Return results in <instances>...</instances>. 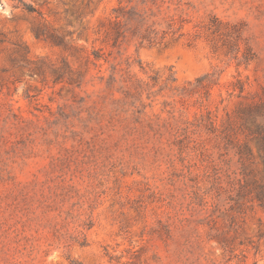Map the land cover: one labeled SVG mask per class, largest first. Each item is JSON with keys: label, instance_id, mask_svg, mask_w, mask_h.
Returning a JSON list of instances; mask_svg holds the SVG:
<instances>
[{"label": "rangeland", "instance_id": "374dc122", "mask_svg": "<svg viewBox=\"0 0 264 264\" xmlns=\"http://www.w3.org/2000/svg\"><path fill=\"white\" fill-rule=\"evenodd\" d=\"M259 187L264 0H0V264H264Z\"/></svg>", "mask_w": 264, "mask_h": 264}, {"label": "trees", "instance_id": "16d2710c", "mask_svg": "<svg viewBox=\"0 0 264 264\" xmlns=\"http://www.w3.org/2000/svg\"><path fill=\"white\" fill-rule=\"evenodd\" d=\"M22 5L24 6V10L27 13L33 14L36 12V10L31 5H27L25 3H22ZM255 199L259 202V204H264V187H259L258 192L255 195Z\"/></svg>", "mask_w": 264, "mask_h": 264}]
</instances>
